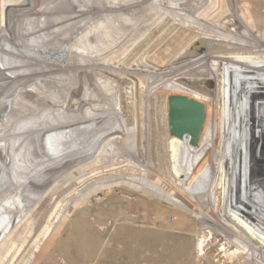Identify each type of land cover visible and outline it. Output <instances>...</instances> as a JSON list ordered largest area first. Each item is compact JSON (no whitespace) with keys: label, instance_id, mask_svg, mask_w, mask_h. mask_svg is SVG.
I'll return each instance as SVG.
<instances>
[{"label":"rangeland","instance_id":"obj_1","mask_svg":"<svg viewBox=\"0 0 264 264\" xmlns=\"http://www.w3.org/2000/svg\"><path fill=\"white\" fill-rule=\"evenodd\" d=\"M0 35V57L31 80L0 70V113L13 148L35 153L0 150V264H75L87 249L131 263L135 250L166 249L183 255L169 264H264V161L247 146L264 109V0H0ZM193 92L212 98L202 102L217 132L176 174L167 96ZM237 113L249 129L235 153ZM41 147L75 163L53 169Z\"/></svg>","mask_w":264,"mask_h":264},{"label":"bare ground","instance_id":"obj_2","mask_svg":"<svg viewBox=\"0 0 264 264\" xmlns=\"http://www.w3.org/2000/svg\"><path fill=\"white\" fill-rule=\"evenodd\" d=\"M5 2H6V0H5ZM11 6L13 7L12 8L13 11L11 10L12 11L11 15L14 16L12 20H17L18 21L19 15H21V14L25 15L24 12H21V11L17 10L18 8L16 7L15 3L11 4ZM34 12H35V10H34ZM36 13H37V11H36ZM38 15L39 14L37 13V16ZM15 16H17V17L15 18ZM0 40H1V35H0ZM20 58L25 59L24 56H20ZM70 60H72V59H70ZM74 63H75V61H73V60L71 62L70 61L67 62V65L69 66L70 70L73 69L72 67L75 66ZM0 70L3 71L4 75H8V77L18 81L20 83V85H23L24 87L26 86L25 82H28V83L31 82L30 78L27 77V75H25L26 73L24 74L19 69H17L15 66L14 67L9 66L7 61H5L1 57H0ZM38 72L40 74L44 75L43 76L44 78L46 77L45 73H42V71L38 70ZM99 80H100L99 81L100 83L99 82L98 83L102 87H107L106 84L109 85V83H110V82L106 81L105 79H103V80L99 79ZM65 86H67V84ZM29 89H30V92L33 95L39 96L41 98H44L43 96H40V94H39V91L44 90L43 88L42 89L41 88H29ZM44 91H46V90H44ZM179 95H181V94H179ZM186 96H188V95H186ZM47 97L50 99L51 102L54 101L57 104V101L55 100L54 97L53 98L51 96H47ZM188 97L194 98L195 100H197V101H199V102H201V103H203L205 105V121H204L203 128H202L199 140H198V144L196 146H191L188 143V137L187 136L182 138V139H179V138L171 136L170 147H171V159H172V162H173L172 163L173 164V169H174L176 174L183 173L184 175L190 174L193 171V169L196 167V165L199 163V161L205 155L206 151L212 145V143L214 141V138H215V135H216V132H217V124L214 121V111L212 109L213 107L211 108L210 104L202 102V101H210L211 104H212V102H213L212 98L210 96L206 95V94L196 93V92L191 93V95H189ZM1 100H3V97L0 95V102H1ZM262 100H263V98H262ZM101 101L102 100L98 101L99 102V106L103 107V105L101 104ZM3 103H4V105H3V107L1 106L2 108H4V106L7 105V104H5V101ZM87 113H89V112H87ZM89 114H94V112L92 111ZM10 122H11L10 119H6L2 115V113H0V141L1 140L5 141L4 145L0 146V150L2 151V153H4L5 156L27 155V154L34 153V150H31L30 148L28 149V147H26V148H22L21 147V148H19L17 150L13 148L14 145L16 144V143L14 144V142H16L17 140L13 141L14 130L11 129V128L9 129ZM228 123L229 124H228V131L227 132L229 134H231V136H232L230 144L234 146L235 153H236V151L240 150L243 147V145L246 143L245 139H243L245 136H242V135H244L245 131L249 129V126L245 125V123L243 121V118L238 113H237V118L234 119L233 123H232L231 120L228 121ZM84 124H85V122H84ZM251 125H253L254 129L251 127V129H249V131L250 130L251 131H253V130L256 131L257 130V132H256V134L254 132V135L250 136L251 140L248 141L249 143L247 142L248 143L247 146L249 148H252V151H254V152L262 153V158H263V161H264V109L262 110L261 119L255 118V120H253ZM237 136H239L241 138L239 139ZM17 146L15 148H17ZM40 150H41V151H39L40 155H43V156H49V155L50 156H54V159H55V164L54 165L55 166L53 167V169H60V168L65 169V168L70 167V165L72 163H75V160L73 159L72 155H66V156L63 157L58 151L53 150V149H49V148H45V147H41ZM57 159H60V161H62V164L59 161L56 162ZM225 162H226V160H225ZM227 162H228V160H227ZM227 162L225 164H227ZM64 165H65V167H64ZM31 166H33V165H31ZM210 169L212 171V175L216 174L213 171V168H210ZM217 170H218V168H217ZM261 170H263V167L261 168ZM20 171L22 172L23 170H20ZM61 172H63V170ZM29 174H30V172L28 174H25L26 178H27V179L26 178L25 179L29 183L30 182L32 184L36 183V181H38V179L36 177H32L31 176L32 174H30V175ZM205 175H207V172H205ZM214 176H216V175H214ZM217 177H218V174H217ZM261 180H262V185L264 186V174L262 175ZM204 183H206V180H204ZM203 191H204V189H203ZM32 194H30V196L34 197V194L33 195ZM32 199H34V198H32ZM262 201L264 203V198H262ZM260 224H262V223H259L258 225H260ZM12 230H13V228L11 229V232H12ZM262 231H263L262 234H264V227H263ZM233 238H235V237H233ZM263 239H264V236H263ZM3 241L4 240L0 237V242H3ZM230 244H231V241H230ZM236 245H237V247L241 246V247H244L246 249H248V247H249V245L247 243L246 244L243 243V245H242L240 243V241L238 242V241H236V239H234V242L232 241L231 246H236ZM260 253H261V255L264 256V251H260Z\"/></svg>","mask_w":264,"mask_h":264},{"label":"water","instance_id":"obj_3","mask_svg":"<svg viewBox=\"0 0 264 264\" xmlns=\"http://www.w3.org/2000/svg\"><path fill=\"white\" fill-rule=\"evenodd\" d=\"M205 121V105L186 95L167 96V129L170 136L182 139L188 137V143L196 146ZM213 231V228H211ZM233 252L238 253V249Z\"/></svg>","mask_w":264,"mask_h":264},{"label":"crops","instance_id":"obj_4","mask_svg":"<svg viewBox=\"0 0 264 264\" xmlns=\"http://www.w3.org/2000/svg\"><path fill=\"white\" fill-rule=\"evenodd\" d=\"M31 196L29 195V198ZM143 224H159V222L150 223L143 222ZM149 229H156L154 226H142L141 230H149ZM159 229V228H158ZM162 230V229H161ZM177 234V233H176ZM176 238H173L175 240ZM178 240V239H176ZM166 241V240H165ZM106 249H100L96 251L84 250L79 253H76V261L75 264H169L172 263L174 258L176 260H181L183 255H176L173 253L172 250H152L150 252L138 251L134 252L133 256V263H131V254L130 253H109ZM117 256V258H109L110 256ZM181 257V259H180Z\"/></svg>","mask_w":264,"mask_h":264},{"label":"flooded vegetation","instance_id":"obj_5","mask_svg":"<svg viewBox=\"0 0 264 264\" xmlns=\"http://www.w3.org/2000/svg\"><path fill=\"white\" fill-rule=\"evenodd\" d=\"M30 198H31V197H30ZM171 235H172L173 237H175V236H176L175 238H177L178 240H181V237H183V236H181V235L177 236V234H175V236H174V234H173V233H172Z\"/></svg>","mask_w":264,"mask_h":264}]
</instances>
